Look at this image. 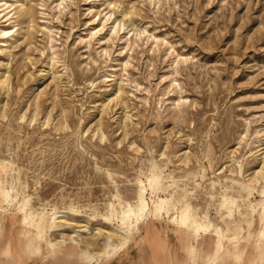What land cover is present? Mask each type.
I'll return each instance as SVG.
<instances>
[{
  "label": "rangeland",
  "instance_id": "rangeland-1",
  "mask_svg": "<svg viewBox=\"0 0 264 264\" xmlns=\"http://www.w3.org/2000/svg\"><path fill=\"white\" fill-rule=\"evenodd\" d=\"M0 81L4 264L107 263L102 240L125 241L143 205L187 197V231L171 206L125 247L162 236L211 264L196 218L223 233L219 262L264 264V0H0ZM44 212L58 226L39 241L24 216Z\"/></svg>",
  "mask_w": 264,
  "mask_h": 264
},
{
  "label": "bare ground",
  "instance_id": "bare-ground-1",
  "mask_svg": "<svg viewBox=\"0 0 264 264\" xmlns=\"http://www.w3.org/2000/svg\"><path fill=\"white\" fill-rule=\"evenodd\" d=\"M20 5L22 7L23 3H21ZM22 12L25 13V11H22ZM124 16H126V15L124 14ZM12 31H13L12 28H8V29L4 30L2 33L4 34V36H10ZM5 85H6V81H0V88H4ZM263 172L264 171L262 170V172L260 174H263ZM4 178H5L4 172H3V170H1L0 171V213L5 212V209H4L5 206L14 205L13 203L15 202V199L12 197V193L5 188L6 181L3 180ZM146 181L147 182L145 183L143 180H140L138 183L139 184V190H138L139 198L141 200L145 197V195H147L148 192H151V193L155 192V188L157 187L156 185H158V183H159V176L157 175V173H153L151 177L146 178ZM10 201H11V204L9 203ZM227 201L228 200L226 198H224L223 203H222V207H223V205L225 206L227 204L226 203ZM153 204H154L153 212H151V208H150L149 204H145V205L140 204V205H143V207L140 209V211H139L140 213H139L138 217L131 220V222L129 224L130 226L128 227V232L123 234V236L126 237V239H124L125 241H122V243L118 246H114L112 241H111V238L109 236H107V237H105V240H102V243H101L102 249L100 250V253L108 256L109 257V258H107L108 260H110V258L112 256H119L120 254L124 253L126 251V248H127L125 246L127 245L128 242L131 243L133 235L137 234L139 232L140 226H142L143 224H148V222L150 221L149 216H152L153 218H158V219L162 218L164 214H165V216H168L170 213H169L167 208H171V206L177 207V215H176L177 226L180 229H183L184 232L187 231L186 229H188V223L192 220V217H194L193 207L190 204V198L187 197L183 202L178 204L179 206L172 203V198L171 199H169V198L161 199L160 198L159 201H157V202L153 201ZM112 207H114V205H112ZM124 210L127 211L126 215H128V217L130 215L129 214L130 213L129 207L123 206L121 209V212H120V218L122 221H125V219H126V216L124 214V212H125ZM114 212H118L116 208L114 209ZM55 215H56L55 212L51 213V214L44 212L42 217L39 220H36L34 216L25 214L24 221H25L26 225H27V223L31 225V227L33 228V231L36 232L38 240L41 241L45 237V234L42 232V229L51 230V229L58 226L57 222H56ZM0 218H1L0 219V227H2V220L5 218V215H3V214L0 215ZM262 220L264 221V211L262 212ZM210 228H211L210 225L200 223L195 218L194 233L197 235L194 237L203 238L204 236L209 235V234H212L215 237H219V235H217V234L223 235V233L221 231H219L220 229L215 230L213 233ZM50 243H51V241H50ZM25 244L26 245H24L25 246L24 248H26L27 252L28 251L31 252L32 249L36 248V245L33 242H26ZM219 246H220L219 244H215L214 249L219 247ZM7 250H8L7 252L12 255L9 246H8ZM59 253H62V251ZM18 258H19V260H17L14 256H12L10 259L12 260L11 262H14L15 261L14 259H16V261H18V264H22V262L20 260L21 259L20 256Z\"/></svg>",
  "mask_w": 264,
  "mask_h": 264
},
{
  "label": "crops",
  "instance_id": "crops-1",
  "mask_svg": "<svg viewBox=\"0 0 264 264\" xmlns=\"http://www.w3.org/2000/svg\"><path fill=\"white\" fill-rule=\"evenodd\" d=\"M216 238V244H219L220 246L214 249V256H212L211 264H217L222 257L231 255L229 248L226 249L224 241H218L219 237ZM133 239H135L133 244H136V247H130L129 245L124 253L103 264H192L191 260L193 261L195 259L193 258L194 254L191 252L189 253V251L188 253L184 252V256L181 258L179 252L180 247L173 246L171 242L165 241L162 236H143L141 241H136L137 237ZM259 243V245L262 246L264 244V240H260ZM142 244H146L147 247H149L150 251L147 253V256H149L147 259L138 258L141 254H143L139 251L136 253V257H133V251L137 250L138 246H141ZM186 260H188V263H185ZM202 260L204 261V264H208L206 256H204ZM0 264H4L1 250ZM218 264H222V262H219Z\"/></svg>",
  "mask_w": 264,
  "mask_h": 264
}]
</instances>
